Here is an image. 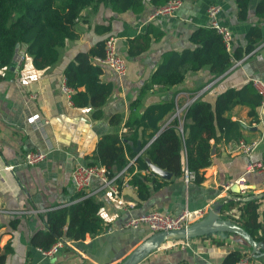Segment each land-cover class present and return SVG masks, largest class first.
Masks as SVG:
<instances>
[{"label":"crops","instance_id":"crops-1","mask_svg":"<svg viewBox=\"0 0 264 264\" xmlns=\"http://www.w3.org/2000/svg\"><path fill=\"white\" fill-rule=\"evenodd\" d=\"M258 1H252L246 21L238 19L236 0H183L175 15L155 18H151L156 8L150 0L145 1L141 13L132 10L116 13L108 5H93L85 9L79 20V38L68 41L61 49L59 61L43 70L35 68L33 58L26 53L27 45L25 48L23 44L20 46L13 64L0 70L3 76L0 80V247L10 244L13 249L5 264H119L152 234L148 228H126L134 216L153 210L174 214L203 210L205 216L218 201L223 203L264 193V173H246L250 160L264 161V106L259 107V119L255 122L248 116L249 107L238 104L228 114L242 123L243 136L236 141L213 145V163L205 169L201 183L194 180L187 184L182 176L165 179L156 174L157 179L166 184L157 190L151 184V196L141 201L137 188L132 185L123 186L116 195L99 180H94L87 193L103 202L100 214L105 221L104 230L94 237L88 235L84 241L70 240L68 246L51 257L44 256L31 245L32 236L45 228L43 216L49 210L78 199L79 191L72 180V171L77 165L90 161L89 157L104 134L127 133L129 128L125 123L128 118L142 114L152 104L174 99L181 107L198 95L197 98L215 103L218 95L230 87L241 88L253 78L264 81L263 40L242 60L235 61L224 75L213 78L209 67H205L199 72H190L173 88L153 85L144 93L141 104L131 108L162 62L164 53L192 47L191 34L199 27L210 26L208 10L212 5L221 7L218 20L232 31L231 49H245V35L252 25L259 24L264 33V19L260 20L255 13ZM109 23L112 24L110 32L96 30L98 25ZM150 24L162 29L164 36L147 52L130 57L129 40L146 31ZM111 35L117 37L119 52L127 60L128 72L121 78L105 66L102 78L112 82L114 89L104 106L103 117L95 119L92 107H75L71 96L63 92L64 70L78 52L89 50ZM115 114L122 117L119 124L110 123ZM34 116H39V120L30 123ZM173 118L174 112L169 113L162 127ZM251 142H258V146L247 155L242 143ZM36 149L47 151L46 159L36 166L23 164L25 154ZM143 151L137 154L142 156ZM234 185L243 192H233ZM261 200L264 203V198ZM239 216L236 210L233 212L235 220L232 219L236 221ZM13 220H19L15 228L11 226ZM183 241H188L189 246H184ZM236 249L252 256L251 248L240 236L217 233L170 243L140 264H219ZM255 260L264 264V257Z\"/></svg>","mask_w":264,"mask_h":264},{"label":"trees","instance_id":"trees-1","mask_svg":"<svg viewBox=\"0 0 264 264\" xmlns=\"http://www.w3.org/2000/svg\"><path fill=\"white\" fill-rule=\"evenodd\" d=\"M145 1L0 0V70L13 64L19 50L18 45L22 44L27 45L26 53L33 58L35 68L47 69L59 61L61 49L68 41L79 38L78 23L86 8L104 4L116 13L129 10L141 13L145 9ZM169 1L150 0V3L157 9ZM252 1L236 0L239 20L248 19ZM255 13L260 20L264 19V0L258 1ZM96 30L99 33H108L112 30V24L98 25ZM163 36L162 29L150 24L146 31L129 40V56L142 55ZM245 36V49H231L217 28L211 25L199 27L190 36L192 47L164 53L162 62L132 102L131 108H137L141 104L144 93L153 85L173 88L182 83L190 72H199L205 67H209L213 78L224 75L235 61L242 60L264 40L259 24L252 25ZM106 39L99 40L89 50L78 52L64 70L66 84L72 88L71 101L74 106L92 107L95 119L103 117L104 106L114 89L112 82L103 80L105 66L97 60L105 57ZM1 79L3 76L0 74ZM238 104L248 106V116L253 121H258L262 96L252 81L241 88L230 87L224 90L215 103L196 99L181 117H174L165 127H162V122L169 113H175L178 102L171 99L152 104L142 114H133L128 118L125 123L129 128L127 133L104 134L87 164H101L113 176L126 168L130 160L137 156L134 146L141 140L143 148L155 164L169 170L175 177H183L185 169L188 168L196 173L195 181L201 183L205 178V169L213 163V145L236 141L243 136L242 123L228 114ZM121 118L120 114H115L110 118V123L119 124ZM127 170L131 175L129 182L137 188L141 201L151 196V184L155 190L166 184L165 181L157 179V175L149 169L142 156H138ZM142 170L149 172L143 174ZM123 181V178L117 181L120 190L123 189ZM85 194L84 191L78 192L77 200L49 210L43 216L45 228L37 231L31 238L34 249L48 250L63 239L84 241L88 235L94 237L104 230L105 221L100 214L103 202L93 195ZM263 206L261 199L248 202L227 200L223 215L225 218H232L231 211H239L237 223L256 240L264 241ZM233 219L235 220L234 217ZM17 224L19 220H13L11 226L15 228ZM12 250L10 244L0 247V264L6 263ZM244 256L250 254L239 249L232 250L221 264H237Z\"/></svg>","mask_w":264,"mask_h":264},{"label":"built area","instance_id":"built-area-1","mask_svg":"<svg viewBox=\"0 0 264 264\" xmlns=\"http://www.w3.org/2000/svg\"><path fill=\"white\" fill-rule=\"evenodd\" d=\"M183 5V0H170L164 6L155 9L151 18H155L158 16H173L177 13V11ZM221 10V7L218 5H212L209 10V17L211 19L210 25L217 28L219 32L223 34L224 40L229 48H231L232 42V31L231 29L223 25L218 20V15ZM99 63L110 68L117 76L123 78L127 75L128 72V64L125 57L119 52L117 37L111 35L106 39V49H105V57L97 59ZM254 87L258 91V93L262 96V105L264 106V81L260 78H253L252 80ZM62 90L68 96H71L72 88L67 86L66 79L62 84ZM196 96L192 100H188L181 107L177 105L176 111L174 113V117H181L186 109L196 100L198 99ZM36 119L39 120V116H34L30 119V123H35ZM258 146V142L251 143H242V148L247 155H251ZM47 151L36 149L28 151L24 156L23 164L27 166H36L43 162L47 157ZM140 156H137L134 159L130 160L129 165L123 170L117 172L113 176H110L108 169L101 164H87L81 163L75 167L72 171V180L76 189L80 191L86 192V196H89L87 193V189L91 186L94 180H99L104 186L108 187L110 191L114 194L118 195L120 193V189L118 187L117 181L119 179H126L123 181V186L131 185L129 182L130 176L128 174L127 168L134 164L135 159ZM9 169H13V166H8ZM137 171V169L135 170ZM251 172H263L264 173V161L261 160H250L246 166V173ZM196 178V173L188 168L184 171L183 179L189 184L194 181ZM241 192H243L241 190ZM231 211V214L233 215ZM204 215L203 210H185L179 213H167L160 210H153L149 212L142 213L138 216L132 217L127 224L126 228L138 230L140 228H148L151 233L159 232V231H169L174 229L184 228L196 220L202 218ZM69 239H63L56 242L50 249L48 250H40V252L46 256L51 257L58 253L62 248H65L70 244ZM184 246H189L188 241H183ZM180 264H192L190 262H183ZM221 264V263H219ZM237 264H259L256 260L252 259L251 256L242 257Z\"/></svg>","mask_w":264,"mask_h":264},{"label":"water","instance_id":"water-1","mask_svg":"<svg viewBox=\"0 0 264 264\" xmlns=\"http://www.w3.org/2000/svg\"><path fill=\"white\" fill-rule=\"evenodd\" d=\"M23 46L25 48L26 44H23ZM19 47L20 45H18V49ZM143 150H145V148H143L141 143H138L137 146L134 147L136 153H141ZM142 158L147 163L149 169L155 174L160 175L165 179H170L173 176L172 172L155 164L146 152L143 153ZM232 191L237 194L241 192L237 185L232 187ZM263 198L264 193H261L237 197L231 200L248 202ZM225 202H216L213 207L208 209L205 216L184 228L152 233L139 243L119 264H140L149 255L170 243L178 240L200 238L217 233H231L240 236L251 248V254L255 259L264 257V241L256 240L242 225L234 221L232 218L224 217L223 207Z\"/></svg>","mask_w":264,"mask_h":264}]
</instances>
